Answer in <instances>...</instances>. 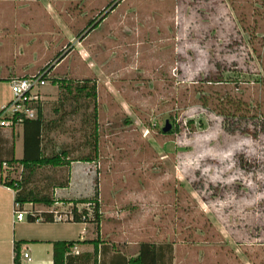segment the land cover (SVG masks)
Returning <instances> with one entry per match:
<instances>
[{
    "label": "rangeland",
    "instance_id": "obj_1",
    "mask_svg": "<svg viewBox=\"0 0 264 264\" xmlns=\"http://www.w3.org/2000/svg\"><path fill=\"white\" fill-rule=\"evenodd\" d=\"M113 1L0 0L5 90L9 72L44 68L97 83L96 120L92 103L60 85L37 90L46 153L66 151L73 162L36 171L29 186L57 203L27 211L65 215L68 201L97 187L100 220L93 204L78 208L115 251L147 242L169 264H264V0ZM227 97L246 102L251 132L226 124ZM18 127L5 133L7 149ZM7 165L4 178L22 179V166ZM13 196L0 191L15 218ZM67 224L57 227L74 229Z\"/></svg>",
    "mask_w": 264,
    "mask_h": 264
},
{
    "label": "trees",
    "instance_id": "obj_2",
    "mask_svg": "<svg viewBox=\"0 0 264 264\" xmlns=\"http://www.w3.org/2000/svg\"><path fill=\"white\" fill-rule=\"evenodd\" d=\"M116 1V0H115ZM113 1V3L115 2ZM111 3L110 5H112ZM97 20H92L88 27L94 24ZM100 22V21H99ZM99 22L97 24H99ZM95 24V27L96 25ZM79 34L78 36H80ZM57 58L63 59L62 54H59ZM44 78L50 80L53 85H60V87L67 89L68 93L73 97H76L79 101L82 100L86 108H90V103L93 104V119H97V83L95 79L86 78L83 80H73L66 77H49V72L47 68L42 70ZM14 79V78H13ZM12 77L2 78L1 80H6L11 82ZM227 102L231 106L224 110V118L226 124L229 125L233 131L240 130L243 133H249V127L244 122V115L241 114V111L246 110V102L243 100L231 101L230 97H227ZM38 117L36 119H25L23 122L24 125V155L23 158L17 159L13 155L7 159H0V184L13 189L16 191L15 203H20L22 206L29 204H38L44 205L47 207H53L57 200L50 197L47 193L42 192L40 189L31 188L29 186L31 178L34 176L36 171L44 166H53V167H63L70 166L73 160L68 156L66 151L61 153H46V147L44 145V132L47 128V125L44 121L43 113L40 107H38ZM239 113V114H238ZM176 131H179V127L176 126ZM94 135L97 137V131L95 129ZM97 145L95 144V149ZM80 160L82 161H91V157H83ZM7 163L13 165L18 163L23 167L22 179H7L3 175V164ZM98 190L96 187L94 197L90 199H79L68 201L73 204V215L74 220L72 222H88L87 209H83L79 212L77 206L79 204H90L94 205L93 215L97 221L100 220L99 214V204H98ZM65 201V200H63ZM85 216V219H83ZM28 220L30 222H35L37 220H42L43 222H55L53 212H42L36 214H29ZM24 241L15 242V256L14 264H21V255H20V245ZM99 240L94 241L95 249L93 252H87L83 254L74 255L72 249L78 243H81L80 240H60L55 241L54 245V264H99V249H98ZM162 260V254L159 251V248L153 243H142L140 245L139 255L137 257H132L127 260V264H160Z\"/></svg>",
    "mask_w": 264,
    "mask_h": 264
},
{
    "label": "crops",
    "instance_id": "obj_3",
    "mask_svg": "<svg viewBox=\"0 0 264 264\" xmlns=\"http://www.w3.org/2000/svg\"><path fill=\"white\" fill-rule=\"evenodd\" d=\"M11 72L9 75L2 76V78L12 77ZM13 79V78H12ZM3 81H0V111L4 106H6L12 99V90L8 87L5 90ZM8 128H0V159H7L12 155L21 159L24 155V125L20 124L15 131H17L18 141L13 142L11 140L12 147L7 149L8 139L5 133ZM11 130V129H10ZM14 130V129H13ZM21 134L23 137L21 138ZM14 140V139H13ZM22 145V157H18V146ZM0 191L2 192H12L13 198L15 199L16 193L5 186L0 185ZM15 204V202H14ZM71 204V203H70ZM54 209L47 208L43 211L36 210L37 213H42L46 211H51ZM11 213V216H10ZM12 199L11 205L7 206L4 198L0 199V264H14L15 256V242L24 241L20 245V255L21 264H54V245L55 241L60 240H80L72 249L74 255L83 254L87 252H93L95 249L94 241L99 240V264H127V260L132 257H137L139 255L140 249L130 250L129 254L124 252H118L109 247L111 243H102L99 239L100 234H102V229L96 231L93 226L94 224L88 222H71V221H55V222H43L42 220H37L35 222L16 221L12 215ZM59 222H67L64 226H73L74 229H69L68 227L60 228L57 227ZM71 224V225H70ZM61 226V225H60ZM9 245L10 253L9 257L6 252H4V245ZM24 253L29 254V258L22 256ZM162 254V260L160 264H169L164 253Z\"/></svg>",
    "mask_w": 264,
    "mask_h": 264
},
{
    "label": "built area",
    "instance_id": "obj_4",
    "mask_svg": "<svg viewBox=\"0 0 264 264\" xmlns=\"http://www.w3.org/2000/svg\"><path fill=\"white\" fill-rule=\"evenodd\" d=\"M46 79L44 74H40L35 77H23V78H14L11 81L12 88V99L11 101L2 108L0 111V128H14L20 124H23L25 119H36L38 117V106H34V101L36 100V92L41 86H44ZM7 163L3 164V168H6ZM78 208V206H77ZM79 212L82 209L78 208ZM15 220L24 221L28 218L29 214H36L37 212H28L25 205L20 203H15ZM48 212V211H46ZM50 212L54 213L55 221H73L74 215L71 210L65 215L59 214L55 210ZM64 216V217H63ZM89 217V214H88ZM85 219V216H83ZM25 258H29L28 253H24Z\"/></svg>",
    "mask_w": 264,
    "mask_h": 264
},
{
    "label": "water",
    "instance_id": "obj_5",
    "mask_svg": "<svg viewBox=\"0 0 264 264\" xmlns=\"http://www.w3.org/2000/svg\"><path fill=\"white\" fill-rule=\"evenodd\" d=\"M171 130H172V124L169 121H167L165 127L163 128V132L167 133L170 132Z\"/></svg>",
    "mask_w": 264,
    "mask_h": 264
}]
</instances>
